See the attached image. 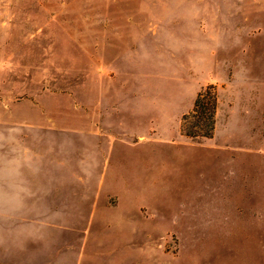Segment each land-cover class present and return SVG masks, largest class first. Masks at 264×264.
I'll list each match as a JSON object with an SVG mask.
<instances>
[{
    "label": "rangeland",
    "instance_id": "obj_1",
    "mask_svg": "<svg viewBox=\"0 0 264 264\" xmlns=\"http://www.w3.org/2000/svg\"><path fill=\"white\" fill-rule=\"evenodd\" d=\"M0 264H264V0H0Z\"/></svg>",
    "mask_w": 264,
    "mask_h": 264
},
{
    "label": "trees",
    "instance_id": "obj_2",
    "mask_svg": "<svg viewBox=\"0 0 264 264\" xmlns=\"http://www.w3.org/2000/svg\"><path fill=\"white\" fill-rule=\"evenodd\" d=\"M218 98L214 85L208 84L196 95L190 112L181 117V131L192 138L213 135Z\"/></svg>",
    "mask_w": 264,
    "mask_h": 264
},
{
    "label": "crops",
    "instance_id": "obj_3",
    "mask_svg": "<svg viewBox=\"0 0 264 264\" xmlns=\"http://www.w3.org/2000/svg\"><path fill=\"white\" fill-rule=\"evenodd\" d=\"M216 112H217V110H216ZM216 115H217V113H216ZM14 129H15V127H14V128L12 127V130H13V131H14ZM16 131H17V135H15L14 140H15V142H16L17 144H19V140H18V138H19L20 136H19L18 133H20V131L17 130V127H16ZM25 139H28V136H27ZM25 150H26V153L29 152V148H28V147H26ZM14 159H15V158H12V164H13L14 161L17 162V161L22 160V159H17V160H16V159L14 160ZM25 179L27 180L28 178L26 177Z\"/></svg>",
    "mask_w": 264,
    "mask_h": 264
}]
</instances>
